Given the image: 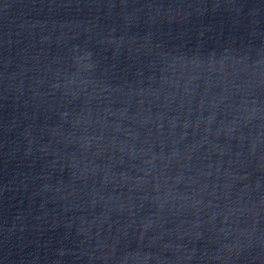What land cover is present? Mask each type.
Returning a JSON list of instances; mask_svg holds the SVG:
<instances>
[{
  "label": "water",
  "instance_id": "water-1",
  "mask_svg": "<svg viewBox=\"0 0 264 264\" xmlns=\"http://www.w3.org/2000/svg\"><path fill=\"white\" fill-rule=\"evenodd\" d=\"M0 264H264V0H0Z\"/></svg>",
  "mask_w": 264,
  "mask_h": 264
}]
</instances>
